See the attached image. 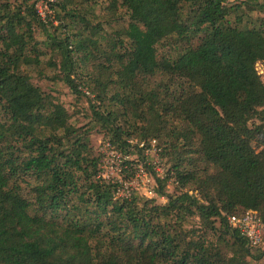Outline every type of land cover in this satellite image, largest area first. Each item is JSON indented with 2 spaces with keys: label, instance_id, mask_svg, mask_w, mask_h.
Wrapping results in <instances>:
<instances>
[{
  "label": "trees",
  "instance_id": "1",
  "mask_svg": "<svg viewBox=\"0 0 264 264\" xmlns=\"http://www.w3.org/2000/svg\"><path fill=\"white\" fill-rule=\"evenodd\" d=\"M104 1L109 21L125 15V25L106 40L79 18L87 35H48L58 63L41 61L33 27L63 28L58 13L77 17L74 0L48 3L55 26L41 23L37 0L0 1V264L260 260L264 247H249L227 218L249 210L264 225V84L256 70L264 66V0ZM162 43L172 56L156 53ZM42 65L89 100L92 120L122 155L142 160L153 141L168 162L162 178L146 168L163 205L114 197L117 183L98 178L101 156L92 155L87 131L30 82L28 70L42 75ZM75 66L84 75L74 77ZM190 218L197 224L185 227Z\"/></svg>",
  "mask_w": 264,
  "mask_h": 264
},
{
  "label": "rangeland",
  "instance_id": "2",
  "mask_svg": "<svg viewBox=\"0 0 264 264\" xmlns=\"http://www.w3.org/2000/svg\"><path fill=\"white\" fill-rule=\"evenodd\" d=\"M1 1V0H0ZM21 0H8L9 4L12 6L17 5L20 3ZM39 1L37 0V9L38 11L42 12V7L39 5ZM105 1L104 0H74L73 7L74 11L77 15V17L69 19L68 17L62 18V12L58 13L60 19L62 20L63 25L65 26L63 28H56L53 29L51 27L45 28L44 30L41 29V27L34 26L33 27V38L37 43L39 44V49L43 53V57H41V61L45 63L47 60L54 61L55 63L59 62V56L57 55V52L55 50L50 49L49 46V39L48 35H52L56 40H63L66 36L69 35V40L72 39L70 37L69 33H73L75 31H81L84 35H87V32H84V25L82 22H80L79 18H82L83 20H86L88 22V27L93 26H99L100 35H103L106 40H108V36H113V31L119 29L120 27L125 25L126 22V16L122 15V18L120 20L116 21H109L108 16L106 15V12L104 11ZM73 11V12H74ZM243 11V10H240ZM122 12L121 14H123ZM250 15L251 18H255L257 14L251 13L247 14ZM245 17V16H244ZM233 14L227 17L230 23L233 21ZM243 20H246L245 18ZM54 22V21H53ZM53 26L56 25L54 22L52 24ZM106 40H101L100 43L103 45ZM72 50V46H71ZM156 53L158 55H164V56H172L173 50L172 48L167 44H159L155 47ZM257 73L260 77V80L264 84V66L258 65L256 67ZM41 71L43 72L42 75H38L37 70H28V75L30 78V82L32 85L37 86L44 94L50 96L55 101L60 103L63 108L66 110L69 119L68 123L72 125L74 128L79 129L82 131H87L88 133V141L89 146L92 149V155L97 156L99 154V148L101 147V144L103 142H106L108 140V137L105 134V131L101 129L93 120L91 117V109H90V103L89 100L83 96H74L70 93V91L66 88V86L63 84V82L60 80V72L59 70H47V68L42 65ZM86 70L81 69L79 66H75L73 72L74 77H81L84 75ZM58 76V77H57ZM132 143H135L134 141ZM156 143V142H155ZM144 145L148 146L146 148V155L145 156L146 161L148 163L153 162L154 160H159V163L161 164V172L162 174L165 172V170L168 167V162L166 163V159H162L159 157V148H150L149 147V140L148 142H145ZM155 145V144H153ZM114 160V158H113ZM127 160L133 161L134 164L137 163V161H140L138 159V156L135 152L133 154L129 155L127 157ZM146 172L148 173L147 169ZM139 180V179H138ZM138 183H140L138 181ZM151 183L148 185H145V187L150 188ZM155 187V184L154 186ZM146 190L143 188V185L140 184L139 187H137L136 190H134L133 194L141 195V193ZM165 194H172L173 193V183L168 181L166 183V186L163 190ZM193 193V192H191ZM196 193V192H194ZM198 197V195H196ZM156 204L163 205L166 202V199L164 197H154L153 198ZM139 203H141L139 201ZM196 219L190 218L186 222L185 227L189 226H195ZM214 240V238H212ZM251 264H264V256L258 260V261H250Z\"/></svg>",
  "mask_w": 264,
  "mask_h": 264
},
{
  "label": "built area",
  "instance_id": "3",
  "mask_svg": "<svg viewBox=\"0 0 264 264\" xmlns=\"http://www.w3.org/2000/svg\"><path fill=\"white\" fill-rule=\"evenodd\" d=\"M237 0H222V4L230 5ZM49 2L51 0H40L39 5L42 7V12L38 11L37 4H35L36 12L42 24L47 25L52 22V11L49 8ZM129 144L132 141H128ZM138 148L142 147V144L137 145ZM150 148H154L153 141L149 143ZM146 148L143 150L146 155ZM158 152V150H157ZM99 154L101 156L98 165V178L101 180L110 181L111 183H117V189L114 193L115 198L126 199L134 193V190L143 185L144 190L141 195L147 198L156 197L154 194V181L150 175L146 172L147 167H151V170L162 178L161 164L159 160H154L151 163L146 161L145 156L140 161L134 164L133 161L127 160L128 156L122 155L116 150L108 141L103 142L99 148ZM114 158V160H113ZM130 161L132 164L126 165L124 162ZM139 179V180H138ZM138 181L140 183H138ZM173 182V178L169 179ZM151 183L150 188L145 187ZM228 223L235 228L239 234L246 240L247 245L251 248L264 247V225L258 219L254 211H246L240 216H230L227 218Z\"/></svg>",
  "mask_w": 264,
  "mask_h": 264
}]
</instances>
